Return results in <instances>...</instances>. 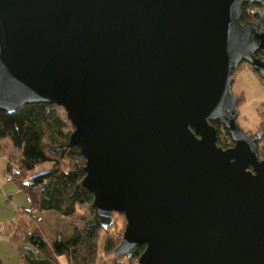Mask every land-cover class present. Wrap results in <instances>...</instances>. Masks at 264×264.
I'll return each instance as SVG.
<instances>
[{
	"label": "water",
	"instance_id": "1",
	"mask_svg": "<svg viewBox=\"0 0 264 264\" xmlns=\"http://www.w3.org/2000/svg\"><path fill=\"white\" fill-rule=\"evenodd\" d=\"M242 63L264 80V0H0V112L64 111L98 224L124 217L114 255L137 264H264V151L230 93Z\"/></svg>",
	"mask_w": 264,
	"mask_h": 264
},
{
	"label": "trees",
	"instance_id": "2",
	"mask_svg": "<svg viewBox=\"0 0 264 264\" xmlns=\"http://www.w3.org/2000/svg\"><path fill=\"white\" fill-rule=\"evenodd\" d=\"M258 12V6L242 4L241 23L259 24ZM236 101L238 103L239 99ZM64 124L55 106L28 105L14 114L0 112V140L7 138L18 153L14 169L7 163L5 172L9 175L8 180L17 185L28 202L27 208L16 211L17 218H25L24 226L21 229L16 225L9 238L11 243L17 245L19 264H59L57 260L60 257H65L68 264H93L96 258L101 230L96 212L80 230L75 229L70 235L59 234L50 243L37 226L41 218L35 217L36 213L55 212L62 217H70L74 214L76 205L85 204L92 199L80 185L84 177L83 158L79 150L69 144L70 134L62 131ZM212 124L218 129V135H227L218 122ZM259 135L256 149L260 141L264 142V133ZM45 136L50 153L56 157H51L45 151ZM225 140L226 138L222 139L218 145L222 148L230 147L231 143ZM3 152L4 147L0 144V156H3ZM65 159L72 162L70 166L59 164V161L64 162ZM74 160L80 164L74 166ZM48 163L51 164L49 169L33 174L35 168ZM19 234H22V239H19ZM110 244L111 242L107 243L105 251L111 252L110 249L114 248ZM114 250L116 260L111 264H136V258L123 257V260H117ZM142 250L143 247H139V252ZM0 264H3L1 259Z\"/></svg>",
	"mask_w": 264,
	"mask_h": 264
},
{
	"label": "rangeland",
	"instance_id": "3",
	"mask_svg": "<svg viewBox=\"0 0 264 264\" xmlns=\"http://www.w3.org/2000/svg\"><path fill=\"white\" fill-rule=\"evenodd\" d=\"M231 78L230 93L236 100L239 99L236 106L238 113L236 122L239 128L249 136L263 134L264 80L253 72L245 63L240 64L239 67L232 72ZM57 112L65 123L62 129L63 133L70 134L73 131V127L66 120L64 111L60 107H57ZM224 138H226L225 141L227 143H231L228 135H218L217 144L220 145L221 140ZM0 144L4 147L3 156L0 157V259L4 264H8L7 260L15 261L16 257L15 245L13 246L10 243L9 238H11L14 233L15 226L19 225L22 229L24 226L23 222L26 221L24 220L25 218H17L16 211L20 208H27L28 202L17 185L8 180L9 175L5 172L6 161L10 163V167L14 169L18 153L11 147L7 138L0 140ZM230 145L232 146V143ZM43 146L51 157H56V155H52L49 151V142L46 136L43 140ZM263 151L264 142L260 141L257 145V156L260 157ZM63 163L70 166L72 162H70L69 159H65L64 162L59 161L61 166H66ZM79 164V161L74 160V166ZM50 166L51 164L48 163L41 167H37L33 171V174L49 169ZM91 205L92 199L85 204L76 205L75 212L70 217H62L55 212H45L43 214L36 213L35 217L41 218V222H39L40 224H37V226L40 227L39 230L43 233L48 243H50L51 240L56 238L59 234L70 235L73 230H80L94 215L95 209L91 207ZM111 219L112 222L108 229L103 230L101 228L99 232L97 253L93 264H111L113 260H116L113 256V250L122 240L126 223L124 217L118 213H112ZM19 239H22V234H19ZM108 242H111L110 245H114V248L110 249L111 252L104 250ZM123 257L124 256L117 257V260H123ZM57 261L59 264H68V260L65 257H60Z\"/></svg>",
	"mask_w": 264,
	"mask_h": 264
},
{
	"label": "crops",
	"instance_id": "4",
	"mask_svg": "<svg viewBox=\"0 0 264 264\" xmlns=\"http://www.w3.org/2000/svg\"><path fill=\"white\" fill-rule=\"evenodd\" d=\"M0 157H2V156H0ZM4 158V157H3ZM2 158V159H3ZM5 159V158H4ZM6 163H8L7 161H6ZM7 165V164H6ZM6 168V167H5ZM11 243V242H10ZM13 246L15 245V250H16V248H17V245L16 244H13V243H11ZM16 257H15V261H13V260H7L8 261V264H19V258H18V253H17V251H16V255H15ZM2 261V260H1ZM10 261V262H9ZM4 264V263H3Z\"/></svg>",
	"mask_w": 264,
	"mask_h": 264
},
{
	"label": "flooded vegetation",
	"instance_id": "5",
	"mask_svg": "<svg viewBox=\"0 0 264 264\" xmlns=\"http://www.w3.org/2000/svg\"><path fill=\"white\" fill-rule=\"evenodd\" d=\"M220 125V124H219ZM221 126V125H220Z\"/></svg>",
	"mask_w": 264,
	"mask_h": 264
}]
</instances>
